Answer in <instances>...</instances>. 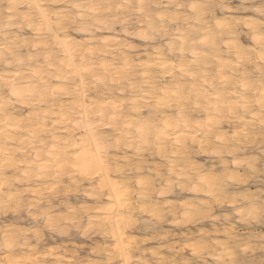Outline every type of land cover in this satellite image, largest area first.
<instances>
[{
    "label": "bare ground",
    "instance_id": "1",
    "mask_svg": "<svg viewBox=\"0 0 264 264\" xmlns=\"http://www.w3.org/2000/svg\"><path fill=\"white\" fill-rule=\"evenodd\" d=\"M226 3L225 0H0V211L2 210L4 214V209H8L12 202L17 204V201L22 197L19 194L20 190L11 188L14 182L20 183L22 180L20 178L22 176L17 173L22 165L26 166L25 168L29 167L27 168V171L30 169L28 174H25L27 173L25 168V171L21 170L34 183L54 181V179L56 181L59 175L57 176L55 173L56 176L52 177V172L62 171L61 173H63V170L68 171L69 169L73 178L71 181L76 184L81 180L97 181L94 189L91 184L92 192L89 191L91 193H88V196L97 203H100L103 198L107 201L103 202L104 204L101 203L102 205H94L91 211H85L88 214V221L93 225V229H96V233L107 236L113 241L111 250L115 253L114 257L117 258L118 264H131L133 249L137 250V248H134L136 244L130 238L133 234L129 235L128 229L136 224V219H133L135 217H131L128 212H130V208L134 207L132 199L136 198H133L134 191L131 189L130 182L124 177L125 171L123 167L119 166V160L114 156L117 166L113 169L108 155L111 149L119 150L123 145L130 147L138 142L151 144L150 147L155 148L156 154L167 161L166 173L176 175L182 183L186 184L183 188H187L190 193L196 195L202 193L212 198L211 201L201 203L199 208L189 204L188 201L181 203L179 207L172 204L169 206L170 214L180 213L189 219L194 213L202 214V208H206L205 213H209L214 208L212 204L216 203L220 206L224 203L219 196L227 191V186L230 187L229 181L237 179L236 172L239 171L237 169L243 168L245 165H248L249 169L256 168L254 164L257 157L250 156L251 163L247 161L246 155H244L247 157L246 161L245 158L241 159L240 154L252 150L264 141V137H260L264 136V16L260 15L264 13L262 12L264 5H256L252 14H245L239 18H235L234 15L228 17L226 13L225 16L224 14L223 16L218 14L222 17L218 16L214 11L216 7L226 9L230 13L229 6L232 5L230 3V5H226ZM247 5L249 6V4ZM235 9L237 8L235 7ZM235 9L233 7V10ZM239 12L238 14H240ZM133 15H136L135 19L132 17ZM12 26L16 31H11L14 28ZM70 30L78 34H88V37L78 40L74 38L76 33L71 35ZM25 32H31L32 36L27 37ZM241 35L247 38L246 43L242 40ZM126 37H136L144 44L134 45L132 42H128ZM17 106L27 110L22 115L16 114ZM228 127H233L231 133H228ZM104 130L115 135L113 145L107 136L109 132L108 134L104 133ZM39 135L44 137L40 136V138ZM25 144L27 149L24 147ZM137 146L139 147V144ZM127 153L124 155H128ZM193 153L218 154L221 167L211 166L208 170L203 171L202 166L199 165L202 161L192 159L196 160V163L191 160ZM223 154L230 156L231 160L227 159V156V158L224 157ZM22 156L27 157L21 159ZM128 156L130 157V155ZM130 160H128L129 163L133 162ZM159 160L158 162H162ZM136 162L138 164V161ZM140 163L143 165L142 162ZM8 169L14 170V179L10 178L9 173L7 174ZM140 169L141 167L137 169L139 173ZM247 174L244 175L248 179ZM141 175L134 178L137 188L134 197L143 200L144 196L151 194L150 190H157L158 187L154 185V180H150L153 183L150 186L147 175L144 178L140 177ZM242 178L244 181V177ZM170 180L167 178V186L172 184ZM252 180L254 181V179ZM255 180L257 179L255 178ZM160 181L157 180V183ZM58 182L56 183L58 184ZM63 182L65 185V181ZM181 182L179 183L181 184ZM43 184L41 185L43 186ZM31 189L30 192L33 196L38 193V189L34 187ZM53 189L56 191V188ZM68 191L70 190H67V193ZM242 192L244 193V191ZM58 193L61 192L58 191ZM229 194L231 193L229 192ZM238 194L240 200L246 201L249 205V215L252 217L248 219L259 220L263 211L262 201L250 197L251 195L239 192ZM236 195L231 201H227V205L233 206L239 201L237 198L239 195ZM154 198H150V200H154ZM34 200L36 201V198ZM48 200L47 202H49ZM164 204L167 205L165 202ZM141 205L142 207L138 204V207H141L138 212L144 213L148 210L145 204L144 207L143 204ZM246 205H242V207L246 208ZM28 206L32 207V204ZM74 207L69 206L68 210L76 212ZM162 209L165 208L162 207ZM151 210L153 212V208ZM237 213L242 216L244 210H238ZM47 215L46 223L52 225L51 222L55 220L52 221V217ZM157 215L159 216V214ZM214 215L211 217L218 218L217 214ZM158 216L152 215V218L157 219ZM201 217L205 219L206 216ZM145 219L149 222L147 217L142 221ZM188 221L190 222V219ZM138 222L140 221L138 220ZM53 223L55 224V222ZM17 224H8L7 222L3 227L0 226V239L4 245L2 251H5L2 254V258L6 261V263L3 262L4 264L7 262L16 264L25 257L22 254L25 251L22 249L27 248L28 240L21 238L20 227L26 224L20 227V223L18 226ZM145 224L146 222H144ZM153 224L155 225V223ZM65 225L68 224L61 226L66 227ZM35 227H32V230L36 229ZM23 228L25 230L26 227ZM62 229V231L68 232L67 229ZM206 229L208 231V228ZM226 229L223 228L224 233ZM52 230L54 229H51L53 233ZM165 230L163 229L164 232ZM218 230L216 228L215 231ZM30 232L28 231L27 234ZM226 233L228 235L226 240L231 239L230 230ZM27 234L23 235L28 238ZM34 235L37 236L36 232ZM161 235L164 236V233ZM235 236H237L236 233ZM225 237H222V240ZM254 237L257 238V236ZM141 238L144 240L146 237ZM232 239L235 240L234 237ZM37 240L39 241V239ZM220 240L213 239L210 242L205 240L206 242L199 247L196 245L199 248L197 253H200V256L206 253L214 258H222L228 254L233 255V250L237 247L232 250L229 240ZM245 242L247 243V241ZM183 243L185 244V242ZM248 243L252 245V243ZM249 244L245 247L250 246ZM37 246V244L36 246L31 245L32 249ZM56 246L55 250L54 247L53 249L49 248L45 256L40 259L58 256L54 253L60 245ZM191 246L196 251L197 248L194 247L193 242ZM153 248L151 249L152 255L157 250V247L155 250ZM34 249L33 254L29 253L32 254L31 256L36 255L34 252L36 249ZM43 250L46 251L44 248ZM104 250L106 249L104 248ZM184 250L182 249V251ZM197 253L194 256H197ZM138 254L141 257V254ZM60 256L58 258L62 257ZM27 257L31 258L30 255ZM36 257L38 256L36 255ZM58 258L57 260H59ZM109 258L113 260V257ZM71 260L75 261L73 258ZM142 260L141 262H143ZM190 260L188 258L185 261L189 263ZM206 260L204 261L206 262ZM101 261L105 260H99L98 264ZM158 261L160 262V260ZM163 261L165 262V260ZM23 262L26 263V261ZM61 262L60 264H65ZM94 262L96 261L94 260ZM147 262L146 264H150V261ZM210 262L208 264H211ZM173 263L176 264L175 261ZM112 264L114 263L112 262Z\"/></svg>",
    "mask_w": 264,
    "mask_h": 264
},
{
    "label": "rangeland",
    "instance_id": "2",
    "mask_svg": "<svg viewBox=\"0 0 264 264\" xmlns=\"http://www.w3.org/2000/svg\"><path fill=\"white\" fill-rule=\"evenodd\" d=\"M253 1V2H252ZM225 0V3H226V5L227 4H231L232 6H229V9L232 11H230V13H228V10H226V9H220V8H218V7H216V8H214V11H215V13L218 15V14H221L222 16H223V14H224V16L226 15V14H228V15H226V16H228V17H231V15H232V17H233V15H234V17L235 18H239V17H243L245 14H249V13H253L254 12V8H255V6L256 5H264V0ZM243 2V3H242ZM240 3V4H239ZM260 3V4H259ZM243 6H248L247 4H249V6L248 7H243ZM251 4V5H250ZM238 6V7H237ZM231 7V8H230ZM233 7H234V9H235V7L237 8V9H235V10H233ZM240 9V12H239V9ZM243 8H245L244 10H243ZM248 8H250V9H248ZM263 8V7H262ZM220 9V10H219ZM247 9V10H246ZM237 10V11H236ZM221 11H223V12H221ZM242 11V12H241ZM238 12L240 13V14H238ZM244 12V13H243ZM262 12H264V10L262 11ZM226 13V14H225ZM242 13V14H241ZM221 15H218V16H220V17H222ZM236 15V16H235ZM241 15V16H240ZM260 15H262V17L264 16V13H261ZM134 19H135V17H136V15L134 16H132ZM12 27H14V26H12ZM15 29V27L13 28V29H11V31H16V30H14ZM71 31V30H70ZM74 31H71V35H75V33L76 32H74ZM25 35L27 36V37H29V36H32V34H31V32H25ZM86 37H88V34H78V33H76V36H74V38H77L78 40H79V38L80 39H84V38H86ZM127 38V37H126ZM125 38V39H126ZM241 38H242V40L246 43L248 40H247V38L244 36V35H241ZM128 40V42H132V44H134V45H142V44H144V42L143 41H140V40H138V38H136V37H128L127 38ZM130 39V40H129ZM133 42H135V43H133ZM137 42V43H136ZM138 80H140V78L138 77ZM15 105V104H14ZM19 106H17L16 108H15V113L17 114H20V115H22L23 113H25V111L27 110L26 108H21V107H19ZM232 129H233V127H228L227 128V131H228V133H231V131H232ZM108 130L106 131V130H104V133H107L108 134ZM228 133H227V135H228ZM106 135V134H105ZM44 137L43 135H39V137ZM107 136H109L108 138H109V140H110V142L112 143L111 145H113V143H114V141H115V135H113V134H111V132H109V134L107 135ZM40 137V138H41ZM260 137H264V136H260ZM261 143V144H260ZM258 145H256V147H254L252 150H249V151H245V152H242L240 155V157H241V159L242 158H245V161H246V158H247V161H252V159H251V157H257V160H256V162H255V166H256V168L255 169H252V168H250L249 169V167H248V165H245V166H243V168H238L237 170H239L238 172H236V174L238 175H236L235 177L237 178V179H235V181H234V179H233V181H229V183H228V185L230 186V187H228L227 186V191L226 192H224V193H222L220 196H219V198L220 199H223V202L224 203H222V204H220V206L218 205V204H212L213 205V209L211 210V212H209V213H205L206 211H205V209L206 208H202V210H203V213L201 214H199V213H194L193 214V216L192 217H190L189 219H190V222L188 221L189 219L188 218H185L184 216H182L180 213H177V214H170V207L169 206H171L172 204L174 205V206H176V207H179L180 206V204L181 203H183V202H189V204H192V205H194L195 207H201V203H203V202H208V201H211L212 200V198H210L209 196H207V195H205V194H202V193H197V195L196 194H194V193H190L189 191H188V189L187 188H183V186L184 185H186L185 183H182L181 182V180L179 179V178H177L176 177V175H172V174H169V173H166L167 172V161L166 160H164L163 158H161L158 154H156V150H155V148H153V146L152 147H150L151 146V144L150 145H147V144H142V142H138V143H135V145H132V146H130V147H126V145H123L122 146V148H120L119 150H114V149H111L110 151H109V158H110V162H111V166H113L112 168L114 169L117 165L115 164V160L117 159V160H119V163H120V165H119V163H118V165L119 166H121V167H123V170L125 171V174H124V177H125V179L126 180H128L129 182H130V184H131V189H133V191H134V195H135V193L137 192V188H136V186H135V179L137 178V176L138 175H140V174H142L140 177H142V178H144V177H146V175H147V179L149 178V180H148V182H149V185L151 186V185H153V183H154V185L156 186V187H158V188H156L157 190H154V191H151L150 190V192H151V194L149 193V189H148V193L149 194H147L146 196H144L143 198V200H142V198L140 199V198H137V197H134V195H133V198H136V199H132V201L134 202V205H133V202H132V205L135 207H132V205H131V207L132 208H130V212H128L129 213V215H131V217H135V218H133V219H136L135 220V223L136 224H134V226H131V228L130 229H128V234L129 235H131V234H133L130 238H132V240H134V244H136L137 245V243H138V245H137V247H136V245L134 246V248H137V250L135 251L134 249H133V261H132V263L134 264V263H136V264H146V262L147 261H150L149 263L150 264H160V262H161V264H172V262H176V264H186V263H188L187 261H185V260H188V258H189V263L188 264H208V262H210L211 264H219V262H220V264H226V263H228V264H242V263H244V264H247L248 262L250 263V264H264V237H262V236H264V217H263V214H264V204H262L263 203V198H264V146H262V145H264V141L263 142H260ZM139 144V147L137 146ZM144 145V146H143ZM140 146H141V148H140ZM143 146V147H142ZM150 147V148H146V147ZM24 147H26V149H27V146H26V144L24 145ZM137 147V148H136ZM263 147V148H262ZM143 148V149H142ZM146 148V150H144ZM260 148V149H259ZM122 149V150H121ZM125 149V150H124ZM138 149V150H137ZM153 149V150H152ZM134 150H136L135 152H134ZM140 150H141V152H140ZM148 150V151H147ZM118 151L121 153H119L118 154ZM130 151H131V153H130ZM255 151V152H254ZM257 151V152H256ZM112 152H115V153H112ZM127 152H129V153H127ZM152 152H154V153H152ZM254 152V154H251V153H253ZM124 153H127L128 155H130V157L128 156V155H124ZM135 153V154H134ZM145 153V154H144ZM248 153V154H247ZM262 155H261V154ZM112 154V155H111ZM114 154V155H113ZM118 154V156H116ZM139 154V155H138ZM153 154H155V155H153ZM257 154V155H256ZM259 154V155H258ZM27 155H28V153H27ZM124 155V156H123ZM142 155V156H141ZM152 157H151V156ZM196 155V156H195ZM213 155V156H212ZM244 155H246L247 157H245ZM253 155V156H252ZM256 155V156H255ZM25 156V155H24ZM24 156H22L21 157V159H25L24 158ZM111 156H113V157H111ZM117 157L116 159H114L115 157ZM120 156V157H119ZM126 156H128V157H126ZM139 156V157H138ZM159 156V157H158ZM223 156L224 157H226L227 159H229V160H231V157L230 156H228V155H226V154H223ZM251 156V157H250ZM124 157H125V159H124ZM147 157V158H146ZM158 157V158H157ZM192 157H196V158H192ZM122 158H123V160H126V161H123L122 160ZM142 158H144V159H142ZM211 158V159H210ZM219 157H218V154L216 155V154H210V155H202V154H197V153H193V154H191V160L192 159H197L199 162H201V163H199V165H201L202 166V170L203 171H206V170H208V168H210L211 166H215L216 168H219V167H221V162H220V158L218 159ZM111 159H113V161H111ZM129 159H131L130 160V162L131 161H133V162H131V163H129ZM138 159V160H137ZM152 159V160H151ZM154 159V160H153ZM161 160L162 162H158V160ZM213 159V160H212ZM251 159V160H250ZM142 160V161H141ZM148 160V161H147ZM159 160V161H160ZM163 160H164V162H163ZM136 161H138V164H137V162ZM192 161H194V162H196L197 163V161L196 160H192ZM217 161V162H216ZM140 162H142L143 163V165L140 163ZM149 162V163H148ZM155 162H157V163H155ZM261 162V163H260ZM209 163V164H208ZM219 163V164H218ZM252 163V162H251ZM259 163V164H258ZM137 164V165H136ZM145 164H147V165H145ZM155 164H156V166H155ZM157 164H158V166H157ZM159 164H160V166H159ZM257 164H258V167H257ZM129 165V166H128ZM131 165H133V166H131ZM208 165V166H207ZM153 166V167H152ZM254 166V167H255ZM261 166V167H260ZM26 166H24V165H22L21 166V168L17 171V173H18V175H20V176H22V177H20L22 180H21V182L20 183H22V184H20L19 182L17 183H13V186L11 187L13 190L14 189H17L18 191L20 190V192H19V194H20V196H22V197H20V199H19V201H17V204H16V202H12L11 204H10V209L8 210V209H4V214H3V211L1 210L0 211V226H2L3 227V225H6L7 224V222H8V224H17V226L19 225V223H20V225H19V227L20 226H23V225H25V226H23V227H26L25 228V230H23L24 228L23 227H20L21 228V231H22V235H21V238L22 239H24V240H28V246H27V248H25V249H22L23 251H25V253L24 252H22V254H23V256H25V257H23L22 259L23 260H21V262L19 261L18 263L19 264H35L36 262V264H47V263H50V264H55L56 262V264H58V262L60 261H62L61 263H65V264H86V262H87V264H94V263H96V264H98V261L99 260H105V261H101V262H99V264H112V262L115 264V262H116V264H118V260H117V258L116 257H114V252L111 250V248H112V246H113V241L109 238V237H107V236H102V235H99V233H96L97 231H96V229L94 228L93 229V225L92 224H90L89 223V221H88V214L87 213H85V211L86 210H90L91 211V209L94 207V205L96 206V205H100L101 203L102 204H104V203H106V201L107 200H105L104 198L101 200V202L100 203H97L93 198L91 199V197L90 196H88L89 194L88 193H91L92 192V188L94 189L95 188V186L97 185V181H93V182H89V181H87V180H81L80 182H78L77 184H76V182H72L71 181V179H73L72 178V173H71V171L68 169V171L67 170H63V173H61V172H52V177L53 176H58L59 175V178H58V180H56L55 181V179H54V181L53 180H51V181H39V182H36V183H34L33 181H31V179H29L25 174H28V172H30V169H28L29 171H27V168H29V167H27V168H25ZM138 167H141V171H140V173H139V171L137 170L138 169ZM26 169V171H27V173H25L24 171H25V169ZM151 168V169H150ZM159 168H161V169H159ZM24 170V171H22V170ZM142 169H143V171H142ZM145 169V170H144ZM244 169V170H243ZM247 169V170H246ZM257 169H262V170H258L257 171ZM152 170H154V171H152ZM246 170V172H244ZM128 171H130V172H128ZM253 171H255V172H253ZM12 172V173H11ZM160 172V173H159ZM247 172H248V174H247ZM9 173V174H8ZM11 173V174H10ZM23 173H25V174H23ZM55 173H56V175H55ZM59 173V174H58ZM69 173H70V175H69ZM130 173V174H129ZM145 173V174H144ZM242 173V174H241ZM247 174L248 175V179H247V176L246 175H244V174ZM263 173V174H262ZM7 174L10 176V178H12V179H14V175H15V172H14V170L13 169H8V171H7ZM13 174V175H12ZM54 174V175H53ZM63 174V175H62ZM133 174V175H132ZM149 174V175H148ZM239 174H241V175H239ZM23 175H25V176H23ZM153 175V176H152ZM166 175H169V176H166ZM170 175H172L171 177H170ZM243 175V176H242ZM255 175V176H254ZM64 176V177H63ZM69 176V177H68ZM157 176V178H155ZM241 176V177H240ZM152 177V178H151ZM161 177H162V179H161ZM175 177V178H174ZM242 177H244V181H242L243 180V178ZM253 177V178H252ZM77 179H78V177H76ZM135 178V179H134ZM151 178V179H150ZM167 178L171 181V183L172 184H169V186H167V182H166V180H167ZM255 178L257 179V180H255ZM51 179V178H50ZM173 179H175V180H173ZM178 179V180H177ZM252 179H254V181L252 180ZM260 179V180H259ZM30 180V181H29ZM133 180V181H132ZM152 180H154L153 181V183L151 182ZM157 180H161L160 181V183L158 182L157 183ZM180 180V181H179ZM236 180H238L239 182H237ZM247 180V181H246ZM61 182V183H59V182ZM63 181H65V185H64V182ZM181 182V184L179 183V182ZM246 181V182H245ZM28 182H30V183H28ZM45 182V183H44ZM54 182V183H53ZM56 182H58V184L56 183ZM166 182V184H164ZM179 183V185H178V183ZM245 182V183H244ZM250 182V183H249ZM257 182V183H256ZM44 183V184H43ZM68 183H69V185H68ZM156 183V184H155ZM247 183H248V185H247ZM18 184V185H17ZM24 184V185H23ZM31 184V185H30ZM34 184V185H33ZM41 184H43V186L41 185ZM45 184H47L46 186H45ZM93 186H92V185ZM159 184V185H158ZM19 185H21V186H19ZM33 185V186H32ZM166 187H165V186ZM176 185V186H175ZM181 185V186H180ZM236 185V186H235ZM25 186V187H24ZM30 186H31V188H35V189H38V193L36 194V195H32V193L30 192L32 189L30 188ZM36 186V187H35ZM55 186H57V187H55ZM58 186H59V188L61 189V188H64V189H61V191H60V189L58 188ZM62 186V187H61ZM66 186H67V189H66ZM71 186H73V187H71ZM90 186V187H89ZM91 186H92V188H91ZM133 186V187H132ZM162 186V187H161ZM174 186V187H173ZM177 186H178V188H177ZM22 187V188H21ZM27 187H29V188H27ZM40 187V188H39ZM75 187V188H74ZM88 187V188H87ZM166 189H165V188ZM167 187H168V190H167ZM177 189H176V188ZM181 187V188H180ZM187 187V186H186ZM241 187V188H240ZM42 188V189H41ZM53 188H56V191L53 189ZM69 188V189H68ZM73 190H71V189ZM170 188H172V189H170ZM184 190H183V189ZM28 189H30V190H28ZM44 189V190H43ZM45 189H46V191H45ZM76 189H78V190H76ZM164 189H165V192H164ZM239 189V190H238ZM241 189H242V191H244V193L241 191ZM39 190L43 193H41V196H40V193H39ZM44 192H43V191ZM52 190V191H51ZM59 192H61V193H58V191ZM67 190H70V191H68V193H67ZM84 190V191H83ZM162 192H164V193H162ZM228 190H231V191H229L231 194L232 193H234V194H229V192H228ZM232 190H234V191H232ZM245 190H246V192H245ZM257 190V191H256ZM29 191V192H28ZM54 191V192H53ZM89 191H91V192H89ZM176 191V192H175ZM184 191V192H183ZM249 191V192H248ZM255 191V192H254ZM85 192H87L86 193V195H85ZM168 192V193H167ZM238 192L239 193H242V194H245V195H251L250 197H252V198H255V199H259L260 201H262V203H261V205H262V215L260 216V218H259V220H254V218L252 219V218H250V220L248 219L249 217H252V216H250L249 214V205H248V203L246 202V201H242V200H240V195L238 194ZM253 192V193H252ZM48 193V195H46ZM55 193H58L57 195L55 194ZM80 193V194H79ZM173 195H172V194ZM248 193V194H247ZM261 193V194H260ZM53 194H55V195H53ZM160 194V195H159ZM236 194H238V195H236ZM241 194V195H242ZM149 195H151V196H149ZM159 195V196H158ZM161 195H163L162 197H161ZM188 195V196H187ZM238 196L237 198L239 199V201L237 202V203H235V204H237V205H233V206H229V205H227L228 204V202L229 201H231L233 198H234V196ZM255 195V196H254ZM33 196V197H32ZM69 196V197H68ZM155 197L154 198V200H150V198H152L153 199V197ZM157 196V197H156ZM193 196V197H192ZM29 197V198H28ZM44 197V198H43ZM51 197H52V199H51ZM56 197V198H55ZM150 197V198H149ZM185 197V198H184ZM188 197V199L186 200V198ZM260 197V198H259ZM36 198V201L34 200ZM39 198V199H38ZM69 198V199H68ZM167 198V199H166ZM169 198V199H168ZM200 198H202V199H200ZM224 198H226V199H224ZM38 199V200H37ZM49 199V200H48ZM158 199V200H157ZM162 199V200H161ZM178 199V200H177ZM182 199V200H181ZM184 199V200H183ZM209 199V200H208ZM47 200L49 201V202H47ZM142 200V201H141ZM144 200H146L147 202H145ZM174 200H177V201H174ZM200 200V201H199ZM258 200V201H259ZM22 201V202H21ZM138 201H139V203H138ZM161 201V202H160ZM163 201V202H162ZM170 201V202H169ZM181 201V202H180ZM195 201V202H194ZM228 201V202H227ZM242 201V202H241ZM259 201V202H260ZM20 202V203H19ZM53 202V203H52ZM88 202H90V203H92V204H87ZM104 202V203H103ZM142 202V203H141ZM145 202V203H144ZM164 202L168 205H165L164 204ZM177 202V203H176ZM179 202V203H178ZM148 203V204H147ZM160 203H162V204H160ZM20 204V205H19ZM30 205V204H32V207H30V206H28V205ZM74 204H75V207H74ZM101 204V205H102ZM138 204L142 207V205L141 204H143V207H144V204H145V206H146V204H147V206H146V209L148 208V210L147 211H144V213L141 211V212H138V211H140V206L138 207ZM224 204V205H223ZM241 204V205H240ZM247 204V205H246ZM13 205V206H12ZM16 205V206H15ZM27 205V206H26ZM59 205V206H58ZM152 205V206H151ZM156 205V206H155ZM166 207H165V206ZM242 205H246V208L243 206L242 207ZM47 206H48V209H47ZM54 206V207H53ZM69 206H73L74 207V209H76L75 211L76 212H71V211H69L68 210V208H69ZM83 206V207H82ZM158 206H159V208H160V210H159V208H158ZM219 206V207H218ZM229 206V207H228ZM12 207V208H11ZM17 207H19V208H17ZM28 207H30L29 208V210H28ZM46 207V208H45ZM86 209H85V208ZM162 207L163 208H165L164 210L162 209ZM241 207V208H240ZM16 208V209H15ZM38 208V209H37ZM78 208V209H77ZM153 208V212H152V210L151 209ZM168 208V209H167ZM240 208V209H239ZM42 209H44L45 210V213H44V210H43V213L41 212L42 211ZM232 209V210H231ZM242 209V211L244 210V213H243V215L241 216V214H238L237 213V211L238 210H241ZM28 210V211H27ZM132 210V211H131ZM135 210V211H134ZM158 210V211H157ZM166 210V211H165ZM245 210H248L247 212L245 211ZM31 211V212H30ZM47 211H48V213H47ZM59 211H61V212H59ZM63 211H65V212H63ZM69 211V212H68ZM79 211V212H78ZM150 211V212H149ZM161 211V212H160ZM166 213H165V212ZM177 211H179L178 209H177ZM236 211V212H235ZM9 212V213H8ZM28 212V213H27ZM55 212V213H54ZM58 212H59V214H60V216L58 215ZM137 212V213H136ZM159 212V213H158ZM163 212V213H162ZM215 212H217V213H215ZM36 213H38L37 215H38V217L36 216ZM42 213V214H41ZM50 213H52V214H50ZM63 213V214H62ZM70 213H72V215H73V217H72V215H69ZM78 213V214H77ZM83 213H84V215H83ZM148 213H149V215H148ZM151 213H152V215L153 216H158L157 214H159V216L157 217V219L154 217V218H152V215H151ZM162 213V214H161ZM47 214H49L50 216L49 217H52L51 219H52V221L53 220H55V221H53V222H55V224L53 223V222H51L52 223V225H48V223H46V220H47ZM76 214V215H75ZM138 214V215H137ZM140 214V215H139ZM165 214V215H164ZM167 214V215H166ZM198 214V215H197ZM210 214V215H209ZM214 214H217L218 215V218H216L217 216L216 215H214ZM238 214V215H237ZM33 215H35V216H33ZM78 215V217H75V216H77ZM81 215V216H80ZM138 217H136V216ZM151 215V216H150ZM212 215H214V216H216L215 217V219H214V216L213 217H211ZM220 215V216H219ZM69 216V217H68ZM80 216V217H79ZM165 216V217H164ZM201 216H206L205 217V219H203V217H201ZM226 216V217H225ZM240 216V217H239ZM248 216V217H247ZM33 217V218H32ZM36 218V220H34L35 218ZM66 217H68V218H66ZM145 217H147V219H148V221L150 222H147V220L145 219V220H143L142 221V219H144ZM151 217V218H150ZM174 217V218H173ZM225 217V218H224ZM246 217V218H245ZM71 218V219H70ZM76 218V219H75ZM81 218V219H80ZM158 218H160L161 220H159ZM164 218V219H163ZM180 218V219H179ZM182 218V219H181ZM202 220H201V219ZM209 220H208V219ZM185 219H187V220H185ZM191 219H192V221H191ZM200 219V220H199ZM212 219V220H211ZM243 219V220H242ZM59 220V221H58ZM82 220V221H81ZM138 220L140 221V222H138ZM172 221V223H170L171 221ZM182 220V221H181ZM197 220H199V221H197ZM226 220H228V221H226ZM246 220V222H244ZM66 221V222H65ZM88 221V222H87ZM142 221V222H141ZM153 221H155V222H153V223H155V225L157 224V226L155 227V225L152 223ZM160 221V222H159ZM177 221V222H176ZM211 221V222H210ZM214 221V222H213ZM221 221V222H220ZM241 221V222H240ZM248 221V222H247ZM6 222V223H5ZM48 222V221H47ZM60 222V223H59ZM144 222H146V224H148V225H144ZM169 222V223H168ZM176 222V223H175ZM182 222H184V223H182ZM196 224H195V223ZM222 222H224V223H222ZM5 223V224H4ZM40 223V224H39ZM59 223V224H58ZM79 223V224H78ZM138 223V224H137ZM175 223V224H174ZM186 223V224H185ZM188 223V224H187ZM191 223H192V225H191ZM198 223V224H197ZM226 223H228V224H226ZM47 224V225H46ZM64 224H68V225H65L66 227H62ZM77 224H78V226H77ZM170 224V225H169ZM204 226H203V225ZM218 226H216V225ZM220 224H222V225H220ZM224 224H226L225 226H224ZM232 224H233V226H232ZM251 226H250V225ZM62 225V226H61ZM83 225V226H82ZM177 225V226H176ZM186 225V226H185ZM249 225V226H248ZM255 225V226H254ZM36 226V227H35ZM51 226H52V228H51ZM215 226V227H214ZM32 227L34 228H36V229H33L32 230ZM67 227H69V228H67ZM149 227H151V228H149ZM160 227H161V229H160ZM163 227V228H162ZM231 227V228H230ZM248 227V228H247ZM251 227V228H250ZM255 227H256V229H255ZM62 228H64V229H67L68 230V232L66 233L65 232V230L64 231H62L63 229ZM71 228V229H70ZM75 228H77V229H75ZM79 228V229H78ZM82 228V229H81ZM150 230H149V229ZM167 228H169V229H167ZM188 228V229H187ZM202 228V229H201ZM206 228H208V231H207V229ZM216 228L217 229H219L217 232H218V234H216L217 232L215 231L216 230ZM223 228H224V230L226 229V231H228L229 232V230H230V232H231V239H227L226 240V238L228 237V235H227V233H226V231H225V233H224V231H223ZM252 228H254V229H252ZM51 229H56L55 231L54 230H52L53 231V233L51 232ZM57 229H59L61 232H63V233H61V232H58L57 231ZM62 229V230H61ZM70 229V230H69ZM132 229V230H131ZM156 229V230H155ZM158 229H160V230H158ZM163 229H166L165 230V232L163 231ZM191 229H192V231H191ZM236 229V230H235ZM37 230V231H36ZM87 230V231H86ZM145 230H147V231H145ZM214 230V231H213ZM252 230V231H251ZM253 230H257V231H253ZM28 231H31L30 233H28L27 234V232ZM204 231V232H203ZM210 231H211V234H210ZM213 231V232H212ZM223 231V232H222ZM234 231V232H233ZM235 231H237V232H235ZM35 232H36V234H37V236L36 235H34L35 234ZM40 232V233H39ZM48 232H50L51 234H49ZM85 232V233H84ZM130 232V233H129ZM138 232V233H137ZM142 232V233H141ZM178 232V233H177ZM208 232V234L206 235V233ZM214 232H216V233H214ZM57 235H56V234ZM82 233V235H80ZM87 233V234H86ZM164 233V236L163 235H161V234H163ZM165 233H166V236L168 235V237L166 238V236H165ZM235 233H236V235L237 236H235ZM263 233V234H262ZM23 234H27L28 235V238H26L27 236H25V235H23ZM39 234V235H38ZM42 234V235H41ZM85 234V235H84ZM137 234V235H136ZM141 236H140V235ZM145 234V235H144ZM246 234V235H245ZM61 235V236H60ZM142 235H144L146 238H144V240L146 241H144V240H142L143 238H141V237H144V236H142ZM150 235H152V236H150ZM160 235V236H159ZM234 235V236H233ZM249 235V236H248ZM137 236V237H136ZM140 236V237H139ZM149 236H150V239H149ZM155 236V237H154ZM163 236V237H162ZM210 236V237H209ZM226 236V237H225ZM243 236V237H242ZM251 236V237H250ZM254 236H257V238L256 237H254ZM37 237V238H36ZM42 237V238H41ZM152 237V238H151ZM165 237V238H164ZM216 237V238H215ZM218 237V238H217ZM222 237H225V239L224 240H222ZM235 238V240L234 239H232V238ZM236 237H237V239H236ZM254 237V238H253ZM260 237V238H259ZM30 238V239H29ZM55 238V239H54ZM137 238V239H136ZM141 238V239H140ZM195 238H198V239H195ZM216 239V240H220V238H221V240L220 241H228L229 242V245L232 247L231 249L233 250L235 247H237V248H235L233 251H234V253H233V255H225V256H223L222 258H225V260H222V258H214L213 256H210L209 254H206V253H203L201 256H200V253H197V251L199 250V246L200 245H202V243H204V242H210L211 240H213V239ZM249 238V239H248ZM37 239H39V241L37 240ZM41 239V240H40ZM136 239V240H135ZM185 239V240H184ZM202 241H201V240ZM248 239V240H247ZM251 239V240H250ZM257 239V240H256ZM26 240V241H27ZM36 240H37V242H36ZM161 240V241H160ZM179 240V241H178ZM198 241L197 243H196V241ZM206 240V241H205ZM239 240V241H238ZM62 241H64V242H62ZM92 241V242H91ZM170 241V242H169ZM194 241H195V243H194ZM238 241V243H236ZM243 241V242H242ZM245 241H247V243L245 242ZM100 242H102V243H100ZM142 242V243H141ZM177 242H179L180 243V246H179V243L177 244ZM183 242H185V244L183 243ZM192 242H193V245H195L194 247L195 248H197L196 249V251H194L193 250V246H191L192 245ZM245 242V243H244ZM248 242H250V243H252V245L251 244H249ZM257 243V245H256V243ZM0 243H2V241H1V239H0ZM35 243V244H34ZM55 243V244H54ZM59 243V244H58ZM78 243V244H77ZM98 243V244H97ZM105 243H107L106 245H108V246H106V245H104ZM142 245H141V244ZM148 243V244H147ZM151 243V244H150ZM153 243V244H152ZM159 243V244H158ZM163 243V244H162ZM183 243V244H182ZM261 243H263L262 245H261ZM36 244L38 245L35 249H36V251H34V252H36V255L38 256V257H36V255H33V256H31L32 254H33V249H34V247H33V249H32V247H31V245L33 246H36ZM81 244V245H80ZM140 244V245H139ZM144 244V245H143ZM163 246L164 244H166L165 246H161V245ZM235 244V245H234ZM238 244V245H237ZM243 244V245H242ZM247 244H249L250 246H247V247H245ZM54 247V250H55V246L56 245H60V247H58V246H56V247H58V248H56V252L54 253V255L55 254H58V256H51V257H43L44 259H40L42 256H45V253L47 252V250L49 249V248H52L53 249V247ZM74 245V246H73ZM78 245V246H77ZM88 245V246H87ZM105 247H104V246ZM177 245V246H176ZM182 245V246H181ZM184 245V246H183ZM196 245L198 246V247H196ZM4 245H3V243L2 244H0V262L2 261V263L1 264H4V263H6V261H4V259L2 258L3 257V255L2 254H4V252L5 251H2L3 250V247ZM50 246V247H49ZM73 246V247H72ZM80 246V247H79ZM99 246H100V248L102 247H104L106 250H104V248L102 249L101 248V250H100V248H99ZM255 246V247H254ZM47 247V248H46ZM71 247V248H70ZM81 247H82V249H81ZM95 247V248H94ZM139 247V248H138ZM153 247H155V248H153ZM156 247H157V250L156 251H154L155 253H154V255H152V251H151V249L153 248L154 250L156 249ZM170 247V248H169ZM175 247V248H174ZM185 247V248H184ZM244 247V248H243ZM251 247V248H250ZM2 248V249H1ZM43 248L44 249H46V251L45 250H43ZM61 248V249H60ZM168 248V249H167ZM172 248V249H171ZM174 248V249H173ZM241 248V249H240ZM243 248V249H242ZM253 248V249H252ZM260 248V249H259ZM34 249V250H35ZM57 249H58V251H57ZM73 249V250H72ZM95 249V250H94ZM98 249H99V251H98ZM150 249V250H149ZM170 249H171V251H170ZM179 249V250H178ZM182 249L184 250V251H182ZM28 250V251H27ZM65 250H67V251H65ZM80 250V251H79ZM90 250V251H89ZM102 250H104V251H102ZM145 252H144V251ZM168 250V251H167ZM32 251V252H31ZM65 251V252H64ZM79 251V252H78ZM89 251V252H88ZM106 251H108V253H106ZM110 251H111V253H110ZM166 251V252H165ZM192 251H193V253H192ZM2 252V253H1ZM28 254H27V253ZM41 253V254H38V253ZM71 252H72V254H71ZM97 252V253H96ZM156 252H158L157 254H156ZM191 252V253H190ZM237 252V253H236ZM29 253H32V254H29ZM43 253H44V255H43ZM78 253V254H77ZM112 253H113V255H112ZM138 253H140L141 255V257H139V254ZM196 253H197V256H194V255H196ZM25 254V255H24ZM62 254V255H61ZM99 254V256H97ZM156 254V255H155ZM160 254H164L163 256L162 255H160ZM176 254H177V256H176ZM30 255V257L31 258H28L27 256H29ZM62 257H61V256ZM73 256V257H70V256ZM88 255V256H87ZM109 255V256H108ZM111 255V256H110ZM160 255V256H159ZM175 255V256H174ZM61 257V258H63V259H61V258H58V257ZM101 256V257H100ZM165 256V257H164ZM167 256V257H166ZM173 256V257H172ZM179 256H182L183 257V259H182V257L180 258ZM228 256V257H227ZM56 257V258H55ZM96 257H97V260H96ZM109 257H113V260H110V258ZM162 257V258H161ZM164 257V258H163ZM176 257H178V258H176ZM198 257H201V258H198ZM227 257V258H226ZM26 260H25V259ZM33 258H35V259H33ZM57 258L59 259V260H57ZM74 259L75 261L73 262V260H71V259ZM90 258V259H89ZM95 258V259H94ZM98 258H100L99 260H98ZM109 258V259H108ZM146 259V260H142V259ZM168 258H170V259H168ZM187 258V259H186ZM207 259L206 260V262L204 261L205 259ZM212 258H213V260H212ZM254 258V259H253ZM37 259H38V261H37ZM179 260V261H176V260ZM181 259V260H180ZM200 259V260H199ZM201 259H203V260H201ZM218 259V260H217ZM45 260V261H44ZM56 260V261H55ZM68 260V261H67ZM71 260V261H70ZM78 260V261H77ZM94 260L96 261V262H94ZM110 260V261H109ZM141 260L143 261V262H141ZM158 260H160V262L158 261ZM162 260V261H161ZM163 260H165V262L163 261ZM170 260V261H169ZM184 262H183V261ZM215 260H217L216 262H215ZM220 260V261H219ZM221 260H222V262H221ZM255 260V261H254ZM23 261H26V263H24ZM31 261V262H30ZM40 261H41V263H40ZM53 261V262H52ZM90 261V262H89ZM109 261V262H108ZM135 261H138V262H135ZM204 261V262H203ZM4 262V263H3ZM42 262H44V263H42ZM60 262H59V264H60ZM69 262V263H68ZM141 262V263H140ZM182 262V263H181ZM218 262V263H217ZM253 262V263H252ZM18 263H16V264H18ZM131 263V264H132ZM148 263V262H147ZM248 263V264H249ZM7 264H10V263H8L7 262ZM173 264H175V263H173Z\"/></svg>",
    "mask_w": 264,
    "mask_h": 264
}]
</instances>
